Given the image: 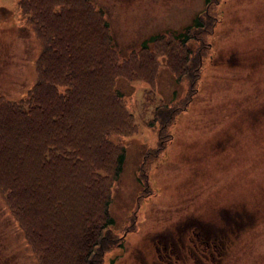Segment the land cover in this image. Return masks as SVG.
I'll use <instances>...</instances> for the list:
<instances>
[{
	"label": "rangeland",
	"instance_id": "rangeland-1",
	"mask_svg": "<svg viewBox=\"0 0 264 264\" xmlns=\"http://www.w3.org/2000/svg\"><path fill=\"white\" fill-rule=\"evenodd\" d=\"M42 1L52 7L42 11V21L52 23L67 46L52 51L51 93L37 88L50 96L41 99L50 108L46 126L39 114L25 125V142L9 143L8 150L40 140L38 179H59L67 210L81 198L77 184L88 178L77 154L90 155L108 192L112 231L122 235L101 264H154L157 241L178 242L177 233L187 235L196 222L218 231L226 213L232 232L221 253L201 254L195 263L264 264V0H71L100 11L104 37L117 55L108 70L87 54L98 45L89 18L56 19L62 0ZM27 16L16 0H0V96L8 100L23 96L36 78L41 37ZM196 16L202 27L186 33ZM188 33L193 38L186 48L166 46L172 35ZM79 46L87 53L75 51ZM107 77L115 78L100 81ZM164 106L179 109L165 108L171 118L160 134ZM107 125L113 144L102 152L91 136ZM120 147L123 156L112 171ZM59 148L66 149L64 157ZM0 264H36L1 193Z\"/></svg>",
	"mask_w": 264,
	"mask_h": 264
},
{
	"label": "trees",
	"instance_id": "trees-1",
	"mask_svg": "<svg viewBox=\"0 0 264 264\" xmlns=\"http://www.w3.org/2000/svg\"><path fill=\"white\" fill-rule=\"evenodd\" d=\"M54 2V5H58L57 0ZM16 3L18 9L26 15L27 21H29L27 16L29 12L31 17H34L35 27L41 39L39 40V52L34 60L36 78L33 85L16 100H8L0 96V160L1 165L3 164L2 171H0V193L2 200L9 215L20 229L36 264H101L103 254L120 245L122 235L118 236L112 231L113 219L107 209L108 192L105 187L103 188L104 184L98 181V178L102 177L98 173L99 168L91 166L90 155L84 156L80 152L77 154L76 158L89 167L87 168L88 178L84 184H77L81 198L67 210L59 196V179L56 176L44 181L38 179L42 163L39 159L40 143H37L40 140L34 139L24 150L23 148L8 150L9 143L18 145L20 142H25L22 139L23 129L25 125H32L39 114L46 117L43 123L46 126V113L50 111V108L41 99H49L50 96L45 92L38 93L37 88L48 86L49 93H51L54 88L52 83L55 82L49 71L52 51L55 45L57 47L67 46L61 33L54 31L52 23L51 25L44 23L40 17L42 11H50L51 6L48 7L42 0H16ZM61 3L54 18L67 20L69 13L77 15L80 21L89 18L98 35V45L90 53L83 50V46H79L81 51L76 48L75 51L93 55L95 62L102 66V69H112L117 55L111 47L110 40L104 37L105 22L98 16L100 11L95 12L85 2L83 4L80 1L62 0ZM78 3L83 6H75ZM197 16L193 20L194 24L185 28L186 33L202 27ZM89 37L91 38V34ZM156 38L160 37H152V39ZM191 38L193 35L189 36V33L179 38H174L172 35L173 41L166 46L186 48L184 44ZM199 40L202 42L201 38ZM170 60V63L174 65L172 56ZM177 65L178 63L174 66ZM113 74L115 75V72ZM66 78L69 77L66 76ZM112 78H100V81L107 84ZM114 97H119V94L115 93ZM178 107L164 106V112L159 113L158 129H162L160 134L165 131L168 118H171L170 112L166 109L168 111L173 109L172 113L175 109H179ZM180 108L183 107L180 106ZM6 112L10 113L5 115ZM13 113L22 119L18 116L15 119ZM52 119L55 121V114L52 115ZM112 128V125H107L95 137L91 136L99 142L102 152L108 148V145L113 144L107 139ZM57 131L59 134L68 133L67 129L61 130L60 127ZM57 152L64 157L66 149L59 148ZM122 156V147H120L111 157L112 171L117 170ZM46 158H48L47 155Z\"/></svg>",
	"mask_w": 264,
	"mask_h": 264
},
{
	"label": "flooded vegetation",
	"instance_id": "flooded-vegetation-1",
	"mask_svg": "<svg viewBox=\"0 0 264 264\" xmlns=\"http://www.w3.org/2000/svg\"><path fill=\"white\" fill-rule=\"evenodd\" d=\"M225 224L218 227L215 231L205 223H191L189 233L180 231L175 237L176 241L162 240L157 241L154 245V252L156 254V261L154 264H196L195 257L202 256L206 253L210 258L212 253L219 255L223 249L222 242L227 234L232 232L228 226V216L226 213ZM222 218H224L222 216ZM193 224V225H192Z\"/></svg>",
	"mask_w": 264,
	"mask_h": 264
}]
</instances>
